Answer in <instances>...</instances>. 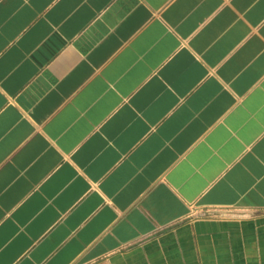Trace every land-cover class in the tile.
I'll list each match as a JSON object with an SVG mask.
<instances>
[{
    "label": "crops",
    "instance_id": "1",
    "mask_svg": "<svg viewBox=\"0 0 264 264\" xmlns=\"http://www.w3.org/2000/svg\"><path fill=\"white\" fill-rule=\"evenodd\" d=\"M0 264H264V0H0Z\"/></svg>",
    "mask_w": 264,
    "mask_h": 264
}]
</instances>
